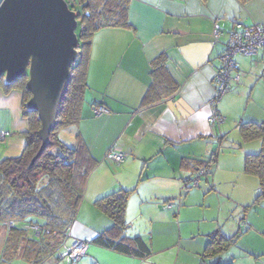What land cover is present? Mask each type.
<instances>
[{
  "label": "crops",
  "instance_id": "0c3cea01",
  "mask_svg": "<svg viewBox=\"0 0 264 264\" xmlns=\"http://www.w3.org/2000/svg\"><path fill=\"white\" fill-rule=\"evenodd\" d=\"M129 2L130 26L104 27L93 35L81 119L76 126L65 129L68 138L77 142L79 133L97 162L88 175L66 245L71 246L79 239L90 242L87 254L78 264H201L204 260L209 264L216 260L259 264L264 255V199L256 201L259 179L246 173L244 167L246 154L261 150L260 139L251 140L258 141L256 149L235 154L238 166L226 167V173L240 186L229 196L227 213L233 211V215H200L197 218L200 224L190 237L191 245L186 244L189 249L182 243V229L183 223L190 220L185 215L183 196L184 192L189 194L191 188H184V180L197 171V164L215 153L219 130L225 140V123L215 126L209 121L211 100L216 94L215 79L222 65L220 55L235 26L264 24V0ZM160 55L166 57L167 74L176 89L170 92L165 88L162 91L166 92H161L152 103L142 105L153 82L161 81L164 87L170 84L163 74L153 75V62ZM236 61L238 69L233 75H244L254 64L264 63V48L255 56L238 55ZM235 81H231L232 85L239 83ZM232 97L218 104L224 119H227V103H231ZM23 102L21 87L6 88L0 83V132H11L0 139V161L21 155L26 147L30 123L24 115ZM100 103H104L110 113L96 116L94 109ZM240 116L235 120L237 127L240 120L264 121L259 120L258 115ZM225 125L229 128L227 123ZM110 150L122 152L124 161L117 163L108 155ZM231 151L225 152L224 157L232 154ZM222 160L218 157L211 175L216 165L219 171ZM205 179L214 183L196 191L201 195L216 192L215 178ZM120 189L134 190L126 208V235L142 236L151 246L153 252L146 258L94 243L99 234L112 226L111 218L98 207L96 200ZM195 196L199 198L196 192ZM190 199L189 194L187 204ZM216 232L226 236L240 233L234 246L243 235L241 240H244L239 245L246 254L239 259L231 252L232 244L219 258L214 257L212 261L205 258L210 236ZM2 250L0 238V264H4ZM17 262L27 264L21 259L10 264ZM44 264H66V259L50 258Z\"/></svg>",
  "mask_w": 264,
  "mask_h": 264
},
{
  "label": "trees",
  "instance_id": "16d2710c",
  "mask_svg": "<svg viewBox=\"0 0 264 264\" xmlns=\"http://www.w3.org/2000/svg\"><path fill=\"white\" fill-rule=\"evenodd\" d=\"M129 6V0H74L72 8L79 7L82 11L79 57L72 66V79L60 103L57 127L51 133L50 145L35 160L42 143L41 120L38 112L27 106L32 96L27 88L29 76L25 75L13 83L0 77V83L6 88L19 86L24 91V115L30 123L27 144L22 154L0 161V238L3 240L1 260L4 264L18 259L27 264H44L52 257L61 258V249L66 245L71 225L83 199L88 175L97 162L80 136L77 145L70 146L59 140L56 131L58 128L75 125L81 119L88 88L87 66L93 35L104 27L130 26ZM153 64V75L157 77L163 74L170 84L167 83L164 87L161 81L159 84L153 82L142 105L152 103L161 92L176 89L167 74L165 55H160ZM100 104L106 106L104 103ZM108 110L110 113L111 110ZM238 128L245 141L260 139L262 142L259 152L246 154L244 167L246 173L259 179L260 191L256 201H260L264 199V121L240 120ZM217 159L218 154L213 153L207 161L197 164V171L194 170L184 180V188L190 189L193 186L190 183L193 178L201 179L203 175L211 174V168ZM202 170L206 171L203 175ZM133 191L120 189L96 200L98 207L111 218L112 226L99 234L94 243L131 256L146 258L153 252L151 246L142 236L126 235V208ZM239 235L240 233L226 236L221 232L212 234L204 257L219 258L235 243ZM210 264L230 263L216 260Z\"/></svg>",
  "mask_w": 264,
  "mask_h": 264
},
{
  "label": "water",
  "instance_id": "95a60500",
  "mask_svg": "<svg viewBox=\"0 0 264 264\" xmlns=\"http://www.w3.org/2000/svg\"><path fill=\"white\" fill-rule=\"evenodd\" d=\"M79 14L66 0H0V77L28 75L27 102L41 120V146L50 145L59 106L79 57Z\"/></svg>",
  "mask_w": 264,
  "mask_h": 264
},
{
  "label": "rangeland",
  "instance_id": "374dc122",
  "mask_svg": "<svg viewBox=\"0 0 264 264\" xmlns=\"http://www.w3.org/2000/svg\"><path fill=\"white\" fill-rule=\"evenodd\" d=\"M75 11L79 14V18H78L79 24L76 28V32L80 37L82 32V25H81L82 11L81 8L79 7H75ZM263 48L264 47H260V49ZM233 72L235 73L237 72V70H234ZM253 75L255 77H253ZM237 81H239V83H234L233 85L231 82L232 88H230V90L221 97V101H220L221 103L222 101H224V98L230 95L233 96L231 98V103L230 102L227 103L226 109L228 115L225 116L227 119H224L222 123V124L227 123L229 125V128L225 124L223 126L225 129V131H223V133L225 134V140L222 131L219 130L218 131L219 135L217 136L219 142L217 143L215 153H217L218 157L223 160L220 161L221 163H219L220 164L219 171L218 169H216L217 167L216 165V167L214 168V173L212 175L208 174L209 177L215 178V186L217 190H215L216 192H211L207 194L202 193V195L201 193L196 191V190H203L206 187H210L208 185H210L211 182L214 183V181L212 180L210 182H207L205 178H208V176L203 175L202 178L200 179L199 186L191 187L189 192L191 202H189L188 204L186 202V199L189 194H185L184 192L183 199L185 200V205L183 207L187 208L185 215L187 219H190L183 223V229H182L183 232L182 243L184 244V247H187L186 249H189L190 246L187 245H191L192 242V238L190 237L193 233L196 232L200 224V221L197 220V218H199L200 215H205V213L208 214V216L213 214L229 215V213L230 215H233L234 213L233 211L227 213V209L230 204L229 196L235 194L240 189V186L239 184H237L235 180L229 177L228 173H226V167L230 169L235 164H236L235 166H238V160L235 154L237 153L243 154L244 150L247 149L250 150L252 148L256 149V146H258L257 145L258 141L247 142L241 137L240 131L237 127L235 120L236 118H238L240 115L242 116L243 114H245L246 117L247 115H252V117H257L258 115V117L261 118L259 120H264V63H260L259 66L254 64L252 70H249L248 73L244 75H240L239 79L236 80L235 82ZM219 108L222 109V106L219 105ZM72 126H76V124ZM69 127L58 128V130L56 131V135L59 138V140L65 141L70 146H76L78 142L68 138L69 133L65 130L66 128ZM78 136L79 133L77 134V137ZM238 144H240L241 146H239ZM230 150H232L231 151L232 154L230 153L226 154L224 157V153ZM192 190H195L197 196L199 194V198L195 196V192L193 193L191 192ZM195 235H197V233ZM242 236L240 237L238 244L235 246L233 244V247L231 248L232 249L231 252L236 253V255L239 256V259L241 258L242 255L246 254V252H244L243 249H241L240 247L242 241L244 240V239L241 240L243 238ZM64 251L65 249L63 248L62 252ZM187 251L188 250L185 251L186 254ZM52 259L55 260L56 257H52ZM210 260L212 261L213 259L210 258ZM259 261H260L259 264L264 263V255L261 256ZM16 264H18V262Z\"/></svg>",
  "mask_w": 264,
  "mask_h": 264
},
{
  "label": "built area",
  "instance_id": "2783aa9c",
  "mask_svg": "<svg viewBox=\"0 0 264 264\" xmlns=\"http://www.w3.org/2000/svg\"><path fill=\"white\" fill-rule=\"evenodd\" d=\"M69 7L73 10L74 0H66ZM216 36H219V31L216 30ZM260 47H264V24H254V25H237L230 32V37L227 42L225 50L220 55L222 65L216 75V94L211 100L212 114L209 117L211 124L215 126H220L224 117L218 110V104L221 97L230 90L231 81L238 80V75H233V71L238 69V64L236 57L240 54L253 56L256 55ZM96 116H101L109 112L108 108L103 104H99L94 109ZM11 132L1 131L0 139L5 138L10 135ZM108 155L113 158L117 163H122L125 156L122 152L115 150H110ZM206 171L202 170L201 174H205ZM200 178H193L190 183L193 186L199 185ZM69 236V234H68ZM90 247V242L85 239H79L74 241L71 246H64L65 251L61 253V257L66 259V264H78L79 260L87 254ZM202 264H207L203 262Z\"/></svg>",
  "mask_w": 264,
  "mask_h": 264
}]
</instances>
